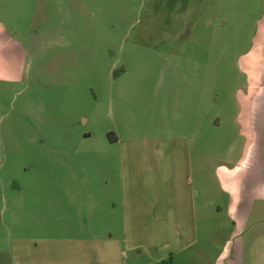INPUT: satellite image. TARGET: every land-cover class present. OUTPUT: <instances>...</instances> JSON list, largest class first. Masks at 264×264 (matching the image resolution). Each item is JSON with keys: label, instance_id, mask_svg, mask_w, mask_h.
I'll return each instance as SVG.
<instances>
[{"label": "rangeland", "instance_id": "obj_1", "mask_svg": "<svg viewBox=\"0 0 264 264\" xmlns=\"http://www.w3.org/2000/svg\"><path fill=\"white\" fill-rule=\"evenodd\" d=\"M263 15L264 0H0L17 77L0 94V241L15 264L216 262L234 233L216 171L243 150L238 59ZM190 138L206 166L194 234L161 222L185 188L157 163Z\"/></svg>", "mask_w": 264, "mask_h": 264}, {"label": "crops", "instance_id": "obj_2", "mask_svg": "<svg viewBox=\"0 0 264 264\" xmlns=\"http://www.w3.org/2000/svg\"><path fill=\"white\" fill-rule=\"evenodd\" d=\"M202 1L205 4L214 2V0ZM5 26L0 24V39L5 38L0 41V94L9 92L10 87L17 81L14 70L16 66L15 47L8 38ZM2 34L5 35L4 38H1ZM238 61L239 70L246 79V89L245 91L238 89L240 109L232 121L239 128L243 150L236 165L233 167L222 165L216 171L217 179L228 197L227 211L233 221L234 233L231 239L227 240V248L214 264H264V15L257 23V29L252 36L248 50L239 57ZM214 65L218 67L219 64ZM2 115L0 100V134ZM7 117V114L3 115L4 119ZM112 138L111 144L123 147L124 144L118 136H112ZM187 145L184 154L179 153L170 161L172 163L166 164L167 161L163 158L162 161L157 160L158 165L163 166L164 173L166 169L170 170L167 176L174 181L176 186L179 184L180 187L185 188L183 192L175 189L171 194L167 205L170 215L161 222L169 223L170 228H186L194 234V230L198 228V199L202 193V191L200 195L197 193L194 176L197 172L200 174L202 171L205 172L206 166L202 159L199 163L194 159L191 138ZM155 148L160 150L158 142ZM138 155V152H131L121 161L126 167L123 175L124 187L128 183L126 172H134V170L137 172L139 164L136 163L137 160L130 163L125 159L127 156L135 158ZM167 176H162L163 180L168 178ZM3 186L2 184L0 190L2 197ZM13 189L16 188L13 187ZM162 198H167V195ZM0 203H2L1 197ZM221 211L222 207H219L218 213ZM193 244L194 241H188L182 250L188 249ZM1 245L0 241V264H15L14 253L5 244ZM171 255L170 258L174 261L175 253Z\"/></svg>", "mask_w": 264, "mask_h": 264}, {"label": "trees", "instance_id": "obj_3", "mask_svg": "<svg viewBox=\"0 0 264 264\" xmlns=\"http://www.w3.org/2000/svg\"><path fill=\"white\" fill-rule=\"evenodd\" d=\"M108 137H109L110 140H113L112 134H109Z\"/></svg>", "mask_w": 264, "mask_h": 264}]
</instances>
